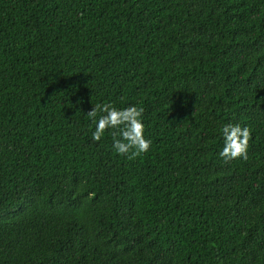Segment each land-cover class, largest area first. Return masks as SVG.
Returning <instances> with one entry per match:
<instances>
[{"label": "trees", "instance_id": "trees-1", "mask_svg": "<svg viewBox=\"0 0 264 264\" xmlns=\"http://www.w3.org/2000/svg\"><path fill=\"white\" fill-rule=\"evenodd\" d=\"M0 264H264V0H0Z\"/></svg>", "mask_w": 264, "mask_h": 264}, {"label": "clouds", "instance_id": "clouds-1", "mask_svg": "<svg viewBox=\"0 0 264 264\" xmlns=\"http://www.w3.org/2000/svg\"><path fill=\"white\" fill-rule=\"evenodd\" d=\"M143 111V108L135 105L120 109L110 103L96 104L86 114L96 124L92 139L100 141L106 130L112 129V146L118 154L131 160L146 153L152 142L144 136ZM222 134L224 146L219 156L225 161L237 158L247 160L250 128L241 127L239 124H226L222 128Z\"/></svg>", "mask_w": 264, "mask_h": 264}]
</instances>
